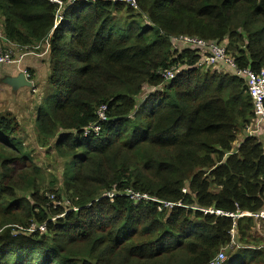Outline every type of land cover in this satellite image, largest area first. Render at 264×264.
I'll return each instance as SVG.
<instances>
[{
    "label": "trees",
    "instance_id": "1",
    "mask_svg": "<svg viewBox=\"0 0 264 264\" xmlns=\"http://www.w3.org/2000/svg\"><path fill=\"white\" fill-rule=\"evenodd\" d=\"M57 1L0 0L8 42L47 44L35 127L64 160L52 208L16 172L31 158L15 118L0 115V264H209L233 227L224 264H264V222L229 217L264 209V149L247 134L237 143L256 119L246 83L198 67L207 48L175 41L224 44L238 69L258 72L264 0Z\"/></svg>",
    "mask_w": 264,
    "mask_h": 264
},
{
    "label": "rangeland",
    "instance_id": "2",
    "mask_svg": "<svg viewBox=\"0 0 264 264\" xmlns=\"http://www.w3.org/2000/svg\"><path fill=\"white\" fill-rule=\"evenodd\" d=\"M115 17L117 18L118 25H121L122 21L126 19V15L124 14L116 15ZM36 45H42L37 52L42 57H46L48 48L45 46V43H38ZM220 65L223 66L222 63ZM47 70L49 73V69ZM46 82L47 78L42 86L37 83L35 85L34 83L36 93H32L31 90L12 93L7 85L0 83V115L15 118L18 124L17 137L23 142L25 151L31 158V163L28 167L18 169L16 172L24 174L25 179L33 180L35 187L39 190V195H43L48 204L52 202L48 197L52 196L55 199V193L59 194V200L63 203L64 194L61 192V175L64 160L57 157L55 151L52 149L51 142L49 145L39 140L35 127L36 107L44 99L43 88ZM244 134L246 133H241L238 136L237 143L242 140L243 136H245ZM254 137L264 147V135L262 133H254ZM33 169H36V173ZM20 177L18 176L14 180L18 187L16 194L19 198L27 199L33 205L34 203L31 199L33 191L31 189L25 191L26 184L24 179ZM55 203H58V201L55 200ZM62 203H59V206H62ZM51 206L53 208V205ZM230 251L232 250L227 249L225 251L226 260Z\"/></svg>",
    "mask_w": 264,
    "mask_h": 264
},
{
    "label": "built area",
    "instance_id": "3",
    "mask_svg": "<svg viewBox=\"0 0 264 264\" xmlns=\"http://www.w3.org/2000/svg\"><path fill=\"white\" fill-rule=\"evenodd\" d=\"M84 1L87 2L89 0H84ZM51 2L58 4L60 7L62 6V4L59 3L57 0H51ZM117 2L124 3L133 8L135 7V0H117ZM175 41L188 47H199L202 50H204V47L207 48L205 53L208 52V56H204V58L197 65L198 67L201 66L215 67L222 63V65L228 72L235 74L237 77H241L242 79H244L247 87V93L252 101L253 110L256 117L255 122L249 125V127L245 130V133L253 137H254V133H262L264 135V68H262L258 72H254L250 69H238L234 64L232 58L229 57V55L226 53L224 44H205L202 41L193 38H186V37H179ZM0 43L3 44V47L0 48V69L4 65H20L23 57L25 56L42 57V55L37 52L39 48L42 47V45L19 47L17 45L8 42V40L4 36L2 25L0 26ZM45 46H47L46 43ZM18 52L20 53V55L17 54ZM21 73L23 74L25 79L31 83V88H30L31 92L36 93V88L33 83L34 81L30 80L29 71L23 69ZM175 73H177L175 69H170L168 72L163 73V77L168 82L174 79ZM97 116L100 121L105 120V107H101L98 110ZM98 130H99L98 127L93 128L94 132H98ZM262 148L264 149V147ZM129 195L132 196L131 199L148 200L146 196H140L133 193H130ZM109 197H111V195ZM48 198L52 200L51 203L53 204V207L59 205L58 203H55V199L52 196ZM163 206L167 208L170 207L171 204L164 202ZM208 212L210 214L213 213L212 210ZM215 214L218 215L219 213H215ZM229 217H231L233 220L241 217H250L255 223V229L259 231L260 225L264 222V209H262L257 213H243L240 215H229ZM34 230L44 232V227L38 226L36 227V229H33V227H31L30 229L25 231L27 233H32ZM234 237H235V227H233L231 232V246L220 250L218 254L209 262V264L225 263L226 261L225 251L231 248L233 245H235Z\"/></svg>",
    "mask_w": 264,
    "mask_h": 264
},
{
    "label": "crops",
    "instance_id": "4",
    "mask_svg": "<svg viewBox=\"0 0 264 264\" xmlns=\"http://www.w3.org/2000/svg\"><path fill=\"white\" fill-rule=\"evenodd\" d=\"M2 25L0 21V26ZM3 47V44L0 43V48ZM20 55V53H17ZM23 69H26L29 71V73H32L33 75V83L39 84L42 86L45 83V79L48 76V65L45 57H35V56H25L23 57L20 65H4L0 69V83H4L5 79L7 77H14L21 73ZM6 85V84H5ZM8 87V86H7ZM10 88V87H9ZM11 90V88H10ZM27 91L30 89L27 88H21L17 90L14 93L20 92V91ZM12 91V90H11ZM13 93V92H12Z\"/></svg>",
    "mask_w": 264,
    "mask_h": 264
},
{
    "label": "water",
    "instance_id": "5",
    "mask_svg": "<svg viewBox=\"0 0 264 264\" xmlns=\"http://www.w3.org/2000/svg\"><path fill=\"white\" fill-rule=\"evenodd\" d=\"M4 83L11 88L12 92H16L21 88H31V83L25 79L22 73H19L14 77H7Z\"/></svg>",
    "mask_w": 264,
    "mask_h": 264
}]
</instances>
